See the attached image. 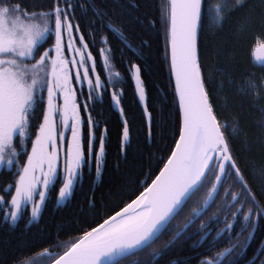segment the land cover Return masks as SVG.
Segmentation results:
<instances>
[{"label": "snow or ice", "instance_id": "snow-or-ice-1", "mask_svg": "<svg viewBox=\"0 0 264 264\" xmlns=\"http://www.w3.org/2000/svg\"><path fill=\"white\" fill-rule=\"evenodd\" d=\"M151 3L0 0V175L12 177L0 183V228L14 232L27 216L22 231L35 226L45 236L44 213L53 195L55 213L83 191L87 177V209L48 221L57 236L83 233L52 264H190L185 251L199 256L197 264H264V238L257 243L264 233V0H159L178 109L171 127L150 111L142 79L152 68L145 39L157 23ZM234 19L242 21L241 33L255 31L252 61L239 81L227 70L221 74L251 97L256 117L254 131L241 128L237 118L228 136V123L211 101L212 76L205 80L198 42L205 21L222 28ZM117 57L123 73L114 70ZM129 81L142 108L144 141L135 150L133 117L123 106ZM105 101L107 114L103 107L95 111ZM112 114L121 125L113 164L118 175L107 190L111 199L102 198L97 208ZM237 137L247 150L255 148L258 161L241 167L231 143ZM145 149L147 167L129 180ZM40 257L33 264H46L49 249ZM6 261L0 252V264Z\"/></svg>", "mask_w": 264, "mask_h": 264}, {"label": "trees", "instance_id": "trees-1", "mask_svg": "<svg viewBox=\"0 0 264 264\" xmlns=\"http://www.w3.org/2000/svg\"><path fill=\"white\" fill-rule=\"evenodd\" d=\"M141 3H144V0H141ZM158 4L159 0H152L150 15L157 20V23L152 27L149 36L145 37V39H149L151 45L150 63L152 68L151 71L146 72L142 76V79L145 81L150 111L153 112L158 120L163 118L162 123L165 127H171L174 123L178 122L175 115L178 109L174 105L175 88L169 70L170 53L165 43L164 25L159 22ZM140 11L143 13L147 11V9L142 7ZM241 24L242 21L234 19L221 28L216 25H210L208 21H205L204 28L199 34L198 42L205 80H208L210 74L212 76L213 82L209 85L211 101L220 121L222 123L227 121L228 123V127L225 129V134L228 136H231L233 124L236 122L237 118L240 121L239 126L241 128H251L254 131L253 120L256 117V113L251 103V97L249 95L241 94L234 86H229L227 84V78L221 74L223 70H227L228 73L239 81L244 73L250 69L252 47L254 44L253 36L255 35V31L245 30L241 33L239 31ZM138 43L139 41L136 40L133 47ZM47 46V44L44 45V47ZM114 70L121 71L122 73L124 71V67L119 63L118 57L116 68ZM222 83L223 87H221ZM134 93L135 91L132 82L129 81L125 87L123 106L129 115L133 117L131 122L133 150L136 149L138 144L142 145L144 141V133L141 130L142 109L137 106ZM102 107L105 109V114H107V101H105L104 105L97 104L95 111L99 112ZM101 127H103V125H101ZM109 128L111 130L108 134V167L105 170L104 183L102 185L98 184L96 189L97 208H99L102 198L105 202L111 199L107 190L109 184L118 175L113 168L116 154L118 152L119 133L121 131V125L119 124L116 114L111 115ZM242 135L243 133L241 134V137ZM251 135L252 133H249V136ZM241 137L233 139L231 143L234 152L237 154L238 162L241 167H244L246 164L258 161L259 156L256 153L255 148L251 151L246 149V146L241 142ZM159 143L160 140L157 138L156 145H159ZM170 143L174 145L175 141L172 140ZM147 152L148 150L145 149L144 158L134 161L135 171L131 173L129 180H134L135 177L141 173V166L144 168L147 167ZM168 154H170V152L165 153V160ZM162 166L163 161L159 164V167ZM159 167L155 168L153 178L155 173L159 171ZM11 179L12 177L7 174L0 175V183L6 184ZM124 182L126 181H121V183ZM88 192L89 181L86 177L83 191H77L71 202L64 208L58 209L55 213H53L52 210V205L55 202L53 195V201L49 205L48 210L44 213L43 223L46 227L44 229L45 236L43 237L39 235L35 226H29L30 231L28 232L22 231L24 225L27 223V216L20 222L19 227L14 232H10L5 228H0V252L6 254V264H33V261L43 259L40 257V253L44 248H48L51 253V258L46 260V264H50L52 259H55L57 254L63 251L64 245L68 244L74 237L83 234L82 231L78 230H66L57 236L54 224L48 223L50 217L55 215L57 220L61 218L70 219L74 211H79L81 207L86 210L87 203L84 197ZM136 194H138V192ZM132 198L135 197L133 196ZM125 202H130V200L125 199ZM120 206L122 207L123 204ZM115 210L119 209L117 208ZM112 214L113 212L109 211L106 215H103V218L106 219L107 215ZM101 222L102 219H96V223ZM96 223L91 224V227H95ZM84 227L85 229L89 228L88 225H85ZM237 231H239V227L237 228ZM263 237L264 233L258 237L257 243L259 238ZM226 246L227 242H225L218 250H221ZM253 247H255V245H253Z\"/></svg>", "mask_w": 264, "mask_h": 264}, {"label": "flooded vegetation", "instance_id": "flooded-vegetation-1", "mask_svg": "<svg viewBox=\"0 0 264 264\" xmlns=\"http://www.w3.org/2000/svg\"><path fill=\"white\" fill-rule=\"evenodd\" d=\"M69 58H71L70 54H69ZM221 227L223 225H220ZM238 228V227H237ZM264 238V237H263ZM164 239H167V237H162V240ZM162 241H158L157 244L153 245V247H158L159 246V243H161ZM226 242V241H225ZM224 242V243H225ZM224 243H221L218 248H217V251H219L218 249L224 244ZM223 249V248H222ZM143 255V254H142ZM182 255H186V256H192L193 259L190 261V264H197V260L199 259V256L196 255L195 252H191V251H185L184 253H182ZM249 255H251V253H249ZM169 259V257H165V260ZM122 264H127V262H122ZM163 264V262H162Z\"/></svg>", "mask_w": 264, "mask_h": 264}, {"label": "water", "instance_id": "water-1", "mask_svg": "<svg viewBox=\"0 0 264 264\" xmlns=\"http://www.w3.org/2000/svg\"><path fill=\"white\" fill-rule=\"evenodd\" d=\"M169 53H170V49H169ZM262 55H264V53H262ZM173 79V78H172ZM173 83H174V88H175V82H174V79H173ZM132 85H133V88H134V91H135V85H134V82H132ZM142 109V108H141ZM52 264V262L50 263Z\"/></svg>", "mask_w": 264, "mask_h": 264}]
</instances>
